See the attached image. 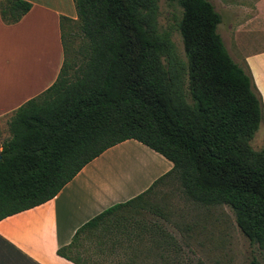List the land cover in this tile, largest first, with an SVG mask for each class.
<instances>
[{"label": "trees", "instance_id": "1", "mask_svg": "<svg viewBox=\"0 0 264 264\" xmlns=\"http://www.w3.org/2000/svg\"><path fill=\"white\" fill-rule=\"evenodd\" d=\"M157 1L72 0L75 20L59 18L55 80L5 118L0 220L49 201L86 164L126 140L171 164L143 192L76 229L56 250L72 264H84L74 251L85 238L103 246L102 233L109 247L119 243L115 235L141 242L149 240L145 234L159 235L150 241L156 248L168 247L163 230L145 220L164 219L150 194L167 181L193 204L227 207L238 231L264 248V146H249L263 119L261 97L248 68L226 51L216 31L220 16L207 0H166L180 10L184 61L170 33L158 29ZM29 8L23 0H0V20L14 24ZM67 26L78 39L72 51Z\"/></svg>", "mask_w": 264, "mask_h": 264}, {"label": "crops", "instance_id": "2", "mask_svg": "<svg viewBox=\"0 0 264 264\" xmlns=\"http://www.w3.org/2000/svg\"><path fill=\"white\" fill-rule=\"evenodd\" d=\"M30 4L11 25L0 20V120L55 80L62 61L59 18L75 20L72 0H23ZM231 30L239 65L261 97L264 125V6ZM236 63V62H235ZM138 155L131 165L128 160ZM147 162V164L145 163ZM170 162L133 140L86 164L49 201L0 220V264H72L56 255L76 229L108 207L143 192L168 172Z\"/></svg>", "mask_w": 264, "mask_h": 264}, {"label": "rangeland", "instance_id": "3", "mask_svg": "<svg viewBox=\"0 0 264 264\" xmlns=\"http://www.w3.org/2000/svg\"><path fill=\"white\" fill-rule=\"evenodd\" d=\"M220 16L216 31L232 60L238 63V54L233 46L231 30L246 18L251 17L256 0H207ZM157 25L159 30L170 33L177 57L184 61L183 49L176 24L180 10L166 0H158ZM264 1L259 3V9ZM68 27V26H67ZM63 28L67 34L66 46L72 51L78 46V39L72 30ZM5 119L0 120V142L7 138ZM252 150L264 146V125H261L249 141ZM138 155L128 162L136 165ZM147 164V162L145 161ZM150 199L156 202L165 214L164 219L147 214L146 222L157 224L166 234L168 247L153 246L151 240L159 235L145 234V241L137 242L132 237L116 236L119 241L109 247V236L102 233L103 246L96 245V238H85L76 254L84 264H264V248L250 243L236 228L230 210L225 206L204 207L188 201L175 183L166 182L154 189ZM114 233V232H112ZM151 235V236H150ZM101 236V234L99 235ZM152 239H150V237ZM115 239V240H116Z\"/></svg>", "mask_w": 264, "mask_h": 264}]
</instances>
